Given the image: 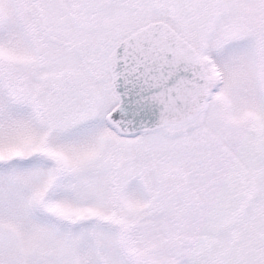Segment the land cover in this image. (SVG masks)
I'll list each match as a JSON object with an SVG mask.
<instances>
[{"label":"snow or ice","instance_id":"6c2138e0","mask_svg":"<svg viewBox=\"0 0 264 264\" xmlns=\"http://www.w3.org/2000/svg\"><path fill=\"white\" fill-rule=\"evenodd\" d=\"M0 264H264V0H0Z\"/></svg>","mask_w":264,"mask_h":264}]
</instances>
